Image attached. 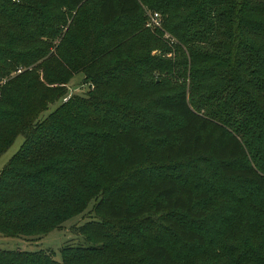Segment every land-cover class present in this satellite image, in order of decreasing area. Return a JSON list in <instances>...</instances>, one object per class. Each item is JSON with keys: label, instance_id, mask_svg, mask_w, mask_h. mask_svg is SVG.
Returning a JSON list of instances; mask_svg holds the SVG:
<instances>
[{"label": "trees", "instance_id": "1", "mask_svg": "<svg viewBox=\"0 0 264 264\" xmlns=\"http://www.w3.org/2000/svg\"><path fill=\"white\" fill-rule=\"evenodd\" d=\"M88 1L96 28L43 14L83 0H0V155L22 138L0 170V238L40 239L93 202L84 247L59 261L0 248V264H178L164 236L216 248L220 264H264V0ZM142 7L163 17L173 61L150 56ZM76 73L84 97L66 91ZM193 158L231 185L209 212L208 192L178 186ZM136 188L148 205L125 201ZM241 233L258 247L238 252Z\"/></svg>", "mask_w": 264, "mask_h": 264}, {"label": "rangeland", "instance_id": "2", "mask_svg": "<svg viewBox=\"0 0 264 264\" xmlns=\"http://www.w3.org/2000/svg\"><path fill=\"white\" fill-rule=\"evenodd\" d=\"M87 1L88 0H83V6L75 8L70 12L69 15L63 13L55 3L50 5L48 8H45L43 10V14L47 16L48 20H64V18L65 20H73V17L76 15V13L79 12L80 14L77 15L76 20H80V22L83 21V24H90L91 28H96V25L98 24V18L96 14L95 1ZM152 12L155 11H151L145 7H142V15L144 18L147 17L148 13ZM159 18L160 27L157 30H148L153 40H147L146 46L149 47L148 51L150 52V56L159 57L163 60L173 61L175 54H172V47L176 44V40L166 31H164L161 25L163 17L159 16ZM159 45H162L165 49L170 48L171 53H164L162 49L156 48V46ZM139 53L142 52L134 48L130 50L128 54L130 56H136ZM82 77L83 76L81 73H76L69 79L66 85V91L68 94L84 97L86 93L92 91V86L90 84H82ZM186 86L187 83L184 81L183 88H186ZM57 104L58 102L49 105L47 109L39 115V118H45L51 111H53ZM169 116L170 115L167 114V120H172V118ZM21 143L22 138L20 136H17L14 139L13 143L9 146V148L0 155V170L6 164L8 159L17 151ZM180 166L185 168L184 171L187 173L178 181V186L189 189L194 193L201 190L208 192L210 194V197L205 207V209L207 208V212L211 211L213 206L221 200L219 198L220 192L223 191L226 187L231 186L227 182H223L222 180H220V178L216 174L215 168L211 167V165L205 162L204 159H189L183 162V165ZM191 171L198 173V175L193 174ZM150 200V192L148 190L142 192L139 188H136L135 191L125 199L128 204L138 203L141 205H148L150 203ZM92 204L93 202H89L82 212L65 221L58 231H51L40 239L0 238V248L4 250H19L27 252L38 250H42L48 253L53 252V259L55 261H59V248L63 246H85L82 241V237L76 233V228L91 218L89 210L91 209ZM200 208L202 207L200 206ZM147 235H149L148 231L143 232L140 239L137 238L138 245H140V242L145 244H150L152 242V239H150ZM157 238L160 239L159 236ZM157 238L155 240H157ZM161 238L162 243H164L166 247L171 249L172 255H175L178 264H220L223 259L222 257L218 256L216 248L213 251L209 252L210 255L204 256L200 254V251L194 248H179L178 245L172 243L171 240L167 238V236ZM250 242L251 243H247L245 241L244 234L241 233L238 239L235 241L234 246L236 247L238 252L246 253V250H248L247 247H258V245L256 244L258 241ZM247 244L250 245L247 246Z\"/></svg>", "mask_w": 264, "mask_h": 264}, {"label": "built area", "instance_id": "3", "mask_svg": "<svg viewBox=\"0 0 264 264\" xmlns=\"http://www.w3.org/2000/svg\"><path fill=\"white\" fill-rule=\"evenodd\" d=\"M146 28L154 30L160 27V18L157 13L152 12L148 13L146 20H145V25ZM17 71L16 73H18ZM67 98H63L62 101H65Z\"/></svg>", "mask_w": 264, "mask_h": 264}]
</instances>
